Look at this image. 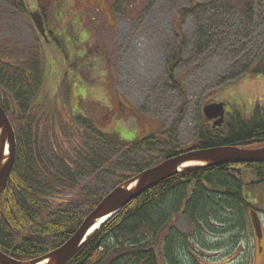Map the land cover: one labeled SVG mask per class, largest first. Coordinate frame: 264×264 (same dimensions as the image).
<instances>
[{"label":"rangeland","instance_id":"obj_1","mask_svg":"<svg viewBox=\"0 0 264 264\" xmlns=\"http://www.w3.org/2000/svg\"><path fill=\"white\" fill-rule=\"evenodd\" d=\"M22 2L19 12L0 0V54L41 69L31 113L49 144L53 134L62 143L63 129L74 131L82 117L121 144L155 136L162 154L171 130L185 151L211 127L206 105L223 103L226 120L264 112V75L254 73L264 70V0H59L43 19L48 42L30 19L35 0ZM173 57L179 88L167 80ZM0 97L12 102L1 87ZM246 194L255 233L228 256L198 252L210 264H264V188ZM175 227L191 234L186 219Z\"/></svg>","mask_w":264,"mask_h":264},{"label":"trees","instance_id":"obj_2","mask_svg":"<svg viewBox=\"0 0 264 264\" xmlns=\"http://www.w3.org/2000/svg\"><path fill=\"white\" fill-rule=\"evenodd\" d=\"M4 1L23 11L22 0ZM58 1L35 0L37 12L44 19ZM41 75L32 58L10 62L0 54V87L12 100L0 97V106L16 138L14 166L0 194V251L21 262L60 247L107 193L184 152L171 130L164 135L170 149L162 154L155 136L121 144L82 117L74 131L63 129L62 143L53 134L49 144L38 132L42 118L31 113ZM173 75L174 57L167 80L179 88ZM196 140L194 148L201 150L263 148L264 112L256 107L247 119L229 115L221 127L199 131ZM111 177L115 181L107 183ZM259 185L264 188V163L185 169L109 218L66 264H210L198 252L226 250L228 256L247 241L255 211L246 190ZM180 218L192 227L189 236L176 229Z\"/></svg>","mask_w":264,"mask_h":264},{"label":"water","instance_id":"obj_3","mask_svg":"<svg viewBox=\"0 0 264 264\" xmlns=\"http://www.w3.org/2000/svg\"><path fill=\"white\" fill-rule=\"evenodd\" d=\"M30 19L39 35L47 41L42 16L35 12L30 14ZM202 114L208 121H213L212 128H219L224 123V104L206 105L202 109ZM6 146L7 155H5ZM15 155V133L7 115L0 106V194L6 187L12 172ZM262 163H264V147L258 149L226 147L207 150L188 148L186 151L144 170L128 182L107 193L83 220L74 235L54 251L28 262L14 260L0 251V264H66L109 218L146 190L183 170L193 167ZM234 170L240 173L239 170Z\"/></svg>","mask_w":264,"mask_h":264},{"label":"flooded vegetation","instance_id":"obj_4","mask_svg":"<svg viewBox=\"0 0 264 264\" xmlns=\"http://www.w3.org/2000/svg\"><path fill=\"white\" fill-rule=\"evenodd\" d=\"M48 35V32H47V30H46V36ZM48 37V36H47ZM225 121H226V114L224 115V123H225ZM212 122L213 121H210V123L212 124ZM255 227H254V225H253V223H252V219L250 220V231L251 232H253V234L255 233ZM250 234V233H249ZM249 238H250V235H248V237H247V240L249 241ZM259 239H261V237L259 236ZM244 243H247V241H245ZM244 243L242 244V246L244 245ZM241 246V247H242ZM263 250H264V247H259V253L260 254H262V252H263ZM248 264H250V263H248Z\"/></svg>","mask_w":264,"mask_h":264},{"label":"bare ground","instance_id":"obj_5","mask_svg":"<svg viewBox=\"0 0 264 264\" xmlns=\"http://www.w3.org/2000/svg\"><path fill=\"white\" fill-rule=\"evenodd\" d=\"M7 154H8V152H7V146H6L5 155H7Z\"/></svg>","mask_w":264,"mask_h":264}]
</instances>
